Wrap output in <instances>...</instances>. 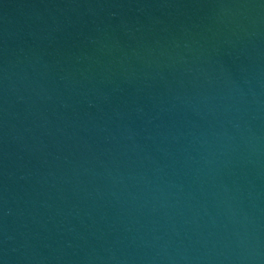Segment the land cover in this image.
I'll return each instance as SVG.
<instances>
[{
	"label": "water",
	"instance_id": "obj_1",
	"mask_svg": "<svg viewBox=\"0 0 264 264\" xmlns=\"http://www.w3.org/2000/svg\"><path fill=\"white\" fill-rule=\"evenodd\" d=\"M0 264H264V0H0Z\"/></svg>",
	"mask_w": 264,
	"mask_h": 264
}]
</instances>
